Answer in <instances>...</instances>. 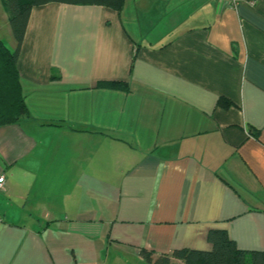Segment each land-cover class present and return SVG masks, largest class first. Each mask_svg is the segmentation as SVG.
I'll return each instance as SVG.
<instances>
[{
  "label": "crops",
  "instance_id": "0c3cea01",
  "mask_svg": "<svg viewBox=\"0 0 264 264\" xmlns=\"http://www.w3.org/2000/svg\"><path fill=\"white\" fill-rule=\"evenodd\" d=\"M16 69L0 264H149L210 230L264 252V0L36 6Z\"/></svg>",
  "mask_w": 264,
  "mask_h": 264
},
{
  "label": "trees",
  "instance_id": "16d2710c",
  "mask_svg": "<svg viewBox=\"0 0 264 264\" xmlns=\"http://www.w3.org/2000/svg\"><path fill=\"white\" fill-rule=\"evenodd\" d=\"M1 2L15 42L14 49L10 51L0 40V127H4L17 124L28 116L16 64L32 8L48 3H62L102 6L120 11L124 0H1ZM99 85L125 88L122 84L116 83ZM218 104L223 108L230 107L228 101H219ZM207 240L212 247L210 251L181 249L174 250L167 256L153 257L152 253L142 250L140 256L149 264H171L172 260H179L184 264H264V252H245L237 249L223 230H210Z\"/></svg>",
  "mask_w": 264,
  "mask_h": 264
},
{
  "label": "rangeland",
  "instance_id": "374dc122",
  "mask_svg": "<svg viewBox=\"0 0 264 264\" xmlns=\"http://www.w3.org/2000/svg\"><path fill=\"white\" fill-rule=\"evenodd\" d=\"M9 37L11 39V31L7 23V14L0 0V38L7 42Z\"/></svg>",
  "mask_w": 264,
  "mask_h": 264
},
{
  "label": "built area",
  "instance_id": "2783aa9c",
  "mask_svg": "<svg viewBox=\"0 0 264 264\" xmlns=\"http://www.w3.org/2000/svg\"><path fill=\"white\" fill-rule=\"evenodd\" d=\"M226 2L232 5L235 4V0H226ZM4 190H5V177L3 174H0V192H4Z\"/></svg>",
  "mask_w": 264,
  "mask_h": 264
}]
</instances>
